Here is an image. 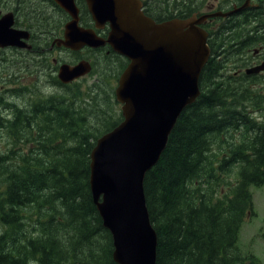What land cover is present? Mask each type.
<instances>
[{
	"label": "trees",
	"instance_id": "16d2710c",
	"mask_svg": "<svg viewBox=\"0 0 264 264\" xmlns=\"http://www.w3.org/2000/svg\"><path fill=\"white\" fill-rule=\"evenodd\" d=\"M219 66L211 57L200 96L181 112L144 178L156 264H260L238 240L253 213L250 186L264 184V133L242 132L248 120L235 118V108L264 107V99L244 83L219 81ZM108 84L91 93L95 81L74 83L76 109L46 98L59 111H45L40 151L24 147L16 127L0 134V264H118L90 187L92 149L123 119L113 113L119 102Z\"/></svg>",
	"mask_w": 264,
	"mask_h": 264
},
{
	"label": "water",
	"instance_id": "95a60500",
	"mask_svg": "<svg viewBox=\"0 0 264 264\" xmlns=\"http://www.w3.org/2000/svg\"><path fill=\"white\" fill-rule=\"evenodd\" d=\"M88 4L98 27L110 23L109 37L81 28L76 13L64 44L79 49L108 43L129 60L115 90L123 119L97 139L91 152V192L103 225L112 234L114 260L156 264L158 235L150 219L144 178L159 161L181 112L201 94L199 79L211 53L208 34L200 24L209 15L157 23L144 13L140 0H88ZM10 24L6 17L0 20L1 46L19 43ZM90 71L89 61L64 64L59 78L69 82Z\"/></svg>",
	"mask_w": 264,
	"mask_h": 264
},
{
	"label": "flooded vegetation",
	"instance_id": "af4514ba",
	"mask_svg": "<svg viewBox=\"0 0 264 264\" xmlns=\"http://www.w3.org/2000/svg\"><path fill=\"white\" fill-rule=\"evenodd\" d=\"M64 1L68 2L67 6L72 5L71 9H67L62 0H0V20L8 18L11 29L20 36L16 45L0 44V134L5 136L15 127L21 128L22 143L27 149L40 151L44 146L43 116L50 106L46 105V98H58L76 109L79 99L72 88L74 83L90 76L99 87L89 91L95 93L100 89L103 92L109 82L117 86L129 63L108 43L79 49L65 45L68 24L75 20L76 13L81 28L93 29L103 39L109 37L111 26L109 22L100 27L96 25L88 0ZM140 1L144 13L157 23L208 14L200 26L208 34L210 56L220 63L219 81L230 80L234 86L244 83L253 93L262 95L258 98L264 99V0ZM217 12L220 14L210 15ZM80 61L90 62V74L70 83L63 82L59 78L62 65L74 66ZM261 65L260 71L248 72ZM53 109L59 111V106H50L49 111ZM240 109L235 108V118L245 117L249 124L241 131L264 133V107L247 103L245 110ZM241 122L239 119L236 123Z\"/></svg>",
	"mask_w": 264,
	"mask_h": 264
},
{
	"label": "rangeland",
	"instance_id": "374dc122",
	"mask_svg": "<svg viewBox=\"0 0 264 264\" xmlns=\"http://www.w3.org/2000/svg\"><path fill=\"white\" fill-rule=\"evenodd\" d=\"M88 74H90V72L85 74V77H87ZM92 79L93 78L89 76L88 79L81 83L82 85H88L90 81L91 83L95 81ZM111 85L115 88L116 83ZM104 86L109 90V84H105ZM118 112L121 113V104L114 103L113 113L117 116ZM105 114L104 112L103 115ZM102 124L103 122L100 123V125ZM230 179L234 180L235 176L231 175ZM250 190L253 196V213L246 217L241 226L238 246L243 255L253 254L259 259L260 264H264V184L260 186L251 185Z\"/></svg>",
	"mask_w": 264,
	"mask_h": 264
},
{
	"label": "bare ground",
	"instance_id": "6f19581e",
	"mask_svg": "<svg viewBox=\"0 0 264 264\" xmlns=\"http://www.w3.org/2000/svg\"><path fill=\"white\" fill-rule=\"evenodd\" d=\"M190 1V0H189ZM194 1V0H193ZM193 1H190V2H192L193 3ZM196 3V2H195ZM170 5V4H169ZM200 5V4H199ZM157 11V10H156ZM159 12V11H158ZM158 15V14H157ZM163 15V14H162ZM230 31V30H229ZM223 33V32H222ZM225 33V32H224ZM242 38V37H241ZM239 39V38H238ZM245 47V46H244ZM248 47V46H247ZM244 49H246V48H244ZM248 49V48H247ZM240 55V54H239ZM81 77H79V78H76V79H73V80H71V81H69V82H65V83H70V82H72V81H74V80H79ZM263 82V81H262ZM261 83V82H260ZM58 86V85H57ZM62 88V87H61ZM40 89V88H39ZM24 93V92H23ZM37 93V92H36ZM36 95V94H35ZM39 95V94H38ZM40 95H41V93H40ZM22 96H24V94L22 95ZM34 96V95H33ZM45 96V95H44ZM43 97V96H42ZM25 99V98H24ZM30 100V99H29ZM30 102V101H29ZM38 102V101H37ZM8 104V103H7ZM34 104V103H33ZM20 105V104H19ZM8 106H10V104H8ZM17 106V105H16ZM25 107V106H24ZM13 108V107H12ZM17 108V107H16ZM262 110V109H261ZM4 120V119H3ZM34 120V119H33ZM4 122V121H3ZM12 122V121H11ZM22 124V123H21ZM22 126V125H21ZM18 127V126H17ZM24 127V126H23ZM21 129V128H20ZM17 133V132H16ZM19 134V133H18ZM20 135V134H19ZM237 179V178H236ZM235 180V179H234Z\"/></svg>",
	"mask_w": 264,
	"mask_h": 264
}]
</instances>
